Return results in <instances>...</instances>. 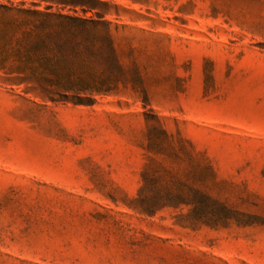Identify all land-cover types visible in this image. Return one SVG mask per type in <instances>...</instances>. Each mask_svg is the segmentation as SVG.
I'll return each instance as SVG.
<instances>
[{"label": "rangeland", "instance_id": "rangeland-1", "mask_svg": "<svg viewBox=\"0 0 264 264\" xmlns=\"http://www.w3.org/2000/svg\"><path fill=\"white\" fill-rule=\"evenodd\" d=\"M101 1L111 93L0 80V264H264V0Z\"/></svg>", "mask_w": 264, "mask_h": 264}, {"label": "trees", "instance_id": "trees-1", "mask_svg": "<svg viewBox=\"0 0 264 264\" xmlns=\"http://www.w3.org/2000/svg\"><path fill=\"white\" fill-rule=\"evenodd\" d=\"M102 7L111 5L101 0H0V72L5 75L0 80L53 103L91 105L111 93L121 65ZM55 8L92 12L96 19L55 13Z\"/></svg>", "mask_w": 264, "mask_h": 264}]
</instances>
